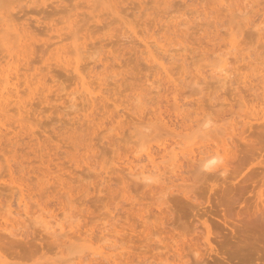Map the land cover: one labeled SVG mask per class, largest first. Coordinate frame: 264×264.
I'll list each match as a JSON object with an SVG mask.
<instances>
[{
	"label": "rangeland",
	"instance_id": "1",
	"mask_svg": "<svg viewBox=\"0 0 264 264\" xmlns=\"http://www.w3.org/2000/svg\"><path fill=\"white\" fill-rule=\"evenodd\" d=\"M3 11L31 48L0 34V71L19 90L0 111V264H264V120L246 106L264 83V0H0ZM223 140L227 168L201 167L198 152ZM163 145L153 170L146 153Z\"/></svg>",
	"mask_w": 264,
	"mask_h": 264
},
{
	"label": "bare ground",
	"instance_id": "2",
	"mask_svg": "<svg viewBox=\"0 0 264 264\" xmlns=\"http://www.w3.org/2000/svg\"><path fill=\"white\" fill-rule=\"evenodd\" d=\"M245 8V7H244ZM22 9V8H21ZM13 10V9H12ZM245 10V9H244ZM17 11V10H16ZM20 11V10H19ZM19 11H17V12H19ZM24 11V10H23ZM31 11V10H30ZM38 11V10H37ZM51 12V11H50ZM23 13V12H22ZM21 13V14H22ZM36 13V12H35ZM41 13V12H40ZM39 13V14H40ZM44 13V12H43ZM46 13V12H45ZM44 13V14H45ZM243 13V12H242ZM247 13V12H246ZM14 13H11L10 11H3V12H0V34L2 33V34H7V35H9V34H12L11 36H14V37H16V41H14V43L16 42L17 43V45L18 46H20L21 47V50H23V49H26L27 47V49L26 50H28L27 52H30L29 50V48H31L30 47V43H27L29 40H31V33H29L28 32V30H27V27L25 28V27H18V25H17V23L16 22H18V21H16L18 18H19V15H18V18H17V16H16V14H15V18H14V15H13ZM49 14V13H48ZM25 15V14H24ZM45 16V15H44ZM43 16V17H44ZM246 16V15H245ZM243 17H244V15H243ZM16 19V20H15ZM20 19V18H19ZM26 19H29V17L28 18H26ZM264 19V18H263ZM36 20V19H35ZM16 21V22H15ZM27 21V20H26ZM28 22V21H27ZM31 22H32V20H31ZM257 22V21H256ZM21 23V22H20ZM29 23V22H28ZM38 23H39V21H38ZM41 23V22H40ZM180 23V22H179ZM261 23V22H260ZM19 24V23H18ZM30 24V23H29ZM29 24H27V25H29ZM31 25V24H30ZM264 27V26H263ZM30 28V27H29ZM37 28V27H36ZM37 29H39V28H37ZM53 29V28H52ZM257 29H258V26H257ZM32 30V29H31ZM259 30V29H258ZM259 34V33H258ZM259 35H261V33L259 34ZM10 36V35H9ZM11 36H10V38H11ZM258 36V35H257ZM4 38V37H3ZM3 38H2V40H3ZM12 39V38H11ZM11 39H10V41H11ZM8 40V39H7ZM3 42V41H2ZM12 42V41H11ZM10 43V42H9ZM16 43H15V45H16ZM13 44V43H12ZM6 45V44H5ZM32 45V44H31ZM168 45V44H167ZM10 47V46H9ZM9 47H7V49H5V51H6V53H7V55L9 56L10 55V51L12 50V48H9ZM159 47V46H158ZM162 48V47H161ZM16 49V48H15ZM14 49V50H15ZM152 49V48H151ZM169 48H167L166 49V51L168 50ZM233 49V48H232ZM2 50V49H1ZM19 51V52H22V51ZM25 50V51H26ZM161 50V49H160ZM234 50V49H233ZM170 51V50H169ZM0 52H4V51H0ZM16 52V51H15ZM62 53V52H61ZM3 55H5L4 53H2ZM2 55V56H3ZM31 56V55H30ZM173 56V55H172ZM4 57V56H3ZM6 57V56H5ZM161 58V57H160ZM154 60H157V59H154ZM229 60V59H228ZM20 61H21V59H20ZM60 61H62V63H66V61L67 60H58V62H60ZM158 61V60H157ZM18 62V61H17ZM27 62V61H26ZM29 62V61H28ZM165 62V61H164ZM224 62H226V61H224ZM230 62H231V60H230ZM73 63V62H72ZM160 63V62H159ZM161 64V63H160ZM226 64H227V62H226ZM229 61H228V67H229ZM22 65V64H21ZM68 66L69 64H65V66ZM162 65V64H161ZM223 65H224V63H223ZM221 66L220 65V67L218 66L217 67V69H214V73H215V75H216V77H215V79H218V80H222L223 81V83H224V81H227V80H225V79H227L226 77H227V73H228V69H229V71H230V69L231 68H226L225 66ZM25 67H26V65H25ZM164 68V67H163ZM65 69H67L68 70V68H65ZM73 69H75V70H77V66H75V67H73ZM238 69V68H237ZM237 69H234V70H237ZM5 71H6V69H5ZM15 71L17 72V69H15ZM78 71V73H79V70H77ZM77 71H76V73H77ZM4 71L2 70V72L0 71V78H1V82H0V98L1 97H3L2 98V100H0V111H8V109H5V107L7 108V107H9V104L11 103L10 102V96H11V100H12V97L15 95L16 97H18L17 95V93H18V89H16V90H18V91H16L15 90V86L13 85L14 83H11V84H9L10 83V78H9V75L8 74H4L3 73ZM43 72V71H42ZM253 72V71H252ZM10 73V72H9ZM50 73V72H49ZM77 73V74H78ZM231 73V72H230ZM230 73H229V75H230ZM16 74V77L15 78H18V74L17 73H15ZM24 74V73H23ZM80 74V73H79ZM240 75H241V77L240 78H242V77H245V79H246V76H248L247 74H246V76H244L245 75V73H244V75H242L241 73H239ZM35 75V74H34ZM38 75V74H37ZM237 75V74H236ZM36 76V75H35ZM81 76V75H80ZM234 76V75H233ZM232 77V76H231ZM33 78H35V77H33ZM81 78V77H80ZM249 78V77H248ZM251 78V77H250ZM236 79V78H235ZM238 79V78H237ZM243 80V79H241V82L244 84H249V83H247V81L246 80ZM32 80V79H31ZM217 80V81H218ZM245 81V82H243V81ZM248 80V79H247ZM250 80V79H249ZM46 81V80H45ZM85 81V80H84ZM84 81H81V83L82 82H84ZM232 81V80H231ZM236 81V80H235ZM251 81V80H250ZM249 81V82H250ZM44 82V81H43ZM42 82V83H43ZM24 83H26L27 84V86H30L31 85V83H29V81L28 80H26V79H24ZM46 83V82H45ZM87 82H85V83H83L84 85L86 84ZM226 83V82H225ZM224 83V84H225ZM236 83V82H235ZM15 84H18V86L20 85L19 83H15ZM26 84H25V86H26ZM32 84H34V82L32 83ZM47 84V83H46ZM251 84H252V81H251ZM11 85H13L14 87H12V88H10V86ZM23 85V84H22ZM43 85H45V84H43ZM82 85V84H81ZM254 85V84H253ZM259 85V84H258ZM257 85V87H256V85H254V87H250V86H248L249 87V90L251 91H253L252 93L254 94V96H253V98H251L252 100L251 101H249L250 100V98H249V100L247 101L248 103H246V106H247V108H248V114L250 115V116H256V117H258V116H260V117H258V118H263V120H264V83H262L261 84V86H258ZM17 86V85H16ZM36 86V85H35ZM47 86V85H46ZM83 86V85H82ZM85 86H87V85H85ZM20 87V86H19ZM41 87V86H40ZM44 86H42L41 88H43ZM49 86H47V88H48ZM88 87V86H87ZM11 89V90H15L14 91V93H11L12 91H10V90H8V89ZM14 88V89H13ZM17 88V87H16ZM31 88V87H30ZM38 88H39V86H38ZM50 88V87H49ZM251 88V89H250ZM29 89V88H28ZM35 89V88H34ZM44 89V88H43ZM43 89H42V91H43ZM88 89V88H87ZM90 89H92V88H89V90ZM26 90V89H25ZM45 90V89H44ZM85 90V89H84ZM244 90H245V88H244ZM259 90H260V92H259ZM27 91V90H26ZM90 91H93V90H90ZM90 91H88V90H85V92H86V94H87V98H91L92 96H95V94L94 95H92L91 97L90 96H88V95H91V93H90ZM88 92V93H87ZM247 92V91H246ZM23 93H25L26 94V92H24L23 91ZM238 93H240V92H238ZM3 94H4V96H3ZM27 95V94H26ZM243 95V94H242ZM97 97V96H96ZM96 97H94V99L96 98ZM99 98V97H98ZM19 99H20V97H19ZM92 99H93V97H92ZM97 99V98H96ZM242 99V98H241ZM22 100V99H21ZM98 100V99H97ZM16 101V100H15ZM18 101V100H17ZM16 101V102H17ZM89 101H91L90 99H89ZM10 102V103H9ZM14 102V101H13ZM12 102V103H13ZM93 102H94V100H93ZM240 102V101H239ZM238 102V103H239ZM11 103V104H12ZM20 104V106H21V103L23 104V103H25V102H23V100H22V102L20 101L19 102ZM5 104V105H4ZM15 104V103H14ZM7 105V106H6ZM18 105V107H20ZM5 106V107H4ZM24 107H25V105H24ZM23 107V108H24ZM16 108V107H15ZM12 109L13 110H15L13 107H12ZM22 109V108H21ZM20 108H19V110H21ZM9 110H11V109H9ZM16 110H17V112H16ZM15 110V112L16 113H18V109H16ZM25 113V111H22L21 113H20V111H19V114H21L22 115V113ZM244 112V111H243ZM15 113V114H16ZM26 113H27V111H26ZM3 115H5V114H3ZM248 115V116H249ZM6 116H7V114H6ZM20 116V115H19ZM240 116V115H239ZM241 117V116H240ZM1 118V117H0ZM6 118H8V117H6ZM3 119H4V117H3ZM242 119V118H241ZM95 120V119H94ZM256 120H257V118H256ZM259 120V119H258ZM3 121V120H2ZM207 123L208 122H206V123H202V125H204V126H207ZM12 124V123H11ZM2 126H5V124L4 123H1V119H0V127H2ZM234 126V125H233ZM17 127V126H16ZM25 127H26V125H25ZM4 132V131H3ZM2 132V129L0 128V133H3ZM11 132H12V134H19V133H17L16 131H15V129H13V130H11ZM18 132H20V131H18ZM6 133V132H5ZM4 133V137H6L5 134ZM8 134H10L9 132H8ZM7 134V135H8ZM1 135V134H0ZM3 135V134H2ZM1 135V136H2ZM13 138H16V137H14L13 136ZM226 140V139H225ZM227 141V140H226ZM229 141V140H228ZM224 142V143H223ZM223 144L222 143H220L221 144V146H219L218 147V144H217V146L215 145L214 147H209V148H205V149H203L202 151H200V152H198V153H204L203 154V156L201 157V167H203V168H210V167H214V162L215 161H221L222 163H221V165H220V167H221V170L222 171H224L225 170V168H227L226 166H227V158L229 159V158H231V156H232V152H233V150H231L232 149V147L230 148L229 147V144H230V142H229V144H228V142H225L224 140H223ZM162 144V143H161ZM177 144V143H176ZM171 145V144H170ZM169 146V145H168ZM209 146V145H208ZM211 146V145H210ZM204 147H206V146H204ZM170 148H172V146L170 147ZM170 148L168 149L167 148V145H163V147H162V149H156L155 151H152V149L150 150V151H147V153H146V157H145V159H147V160H149V162L151 163V167L150 168H152L153 170L154 169H159V166L160 165H162L163 163H165V162H163V160L161 161V162H158V163H160V165H158L156 162H155V155H158V157L159 158H163L164 156H165V154H169L170 153V151L169 152H167L168 150H170ZM200 148V147H199ZM199 151V150H198ZM189 152H191L192 153V151H190L189 150ZM194 152V151H193ZM219 152H220V154H219ZM222 152V153H221ZM47 153V152H46ZM201 154V155H202ZM45 156V155H44ZM157 157V156H156ZM157 157V158H158ZM175 157V155H173V158ZM172 158V159H173ZM176 158H177V156H176ZM176 158H174V160L176 159ZM54 159V158H53ZM178 159V158H177ZM176 159V160H177ZM38 160V159H37ZM143 160V159H142ZM141 161V160H140ZM179 161V160H178ZM38 162V161H37ZM163 162V163H162ZM137 163V162H136ZM141 165V162L139 163L138 162V164H137V166H139L140 168H143V166L141 167L140 165ZM11 165V164H10ZM145 166V165H144ZM149 166H150V164H149ZM8 167H9V165H8ZM91 167V166H90ZM130 167V165L128 166V168ZM132 167V166H131ZM131 167H130V169H131ZM133 167H135L136 168V164L133 166ZM132 167V169L133 170H135V168H133ZM138 167V168H139ZM17 168V167H16ZM22 168V167H21ZM37 168H39V167H37ZM64 168V167H63ZM145 168V167H144ZM10 169V168H9ZM137 169V168H136ZM146 169V168H145ZM145 169H142L141 171H140V169H139V171H137V173H136V171H134V172H132L131 171V173H135V175H140V173L141 174H144L145 173ZM147 169L149 170V167L147 166ZM151 169V170H152ZM211 169V168H210ZM6 170H7V168H6ZM59 170H61V169H59ZM147 170V171H148ZM150 170V171H151ZM8 171V173H9V170H7ZM10 171H13L12 169H10ZM146 171V176L148 175V172ZM28 172V171H27ZM44 172H45V174H44ZM43 173L41 172V174H44V175H47L48 176V174L49 173H52L51 171H48V173H47V171H44ZM139 172V173H138ZM152 172V171H151ZM150 172V173H151ZM173 172V171H172ZM30 173V172H29ZM32 173H35L34 171L32 172ZM53 173H55V172H53ZM149 173V174H150ZM157 173V172H156ZM162 173V175H158L157 174V176H155V177H153V176H151V177H153V178H155V180L154 181H156V182H158V180H160V181H163V179L162 178H159V177H164V175L163 174H165V171H164V173L163 172H161ZM9 174H11V173H9ZM9 174H8V178H9ZM154 174V173H153ZM160 174V173H159ZM13 175V174H12ZM43 175V176H44ZM59 175V174H58ZM62 175V174H61ZM42 176V175H41ZM159 176V177H158ZM11 177V176H10ZM15 177V176H14ZM151 177H144L145 179H149V178H151ZM156 177H157V179H156ZM12 178V177H11ZM16 178L18 179V177L16 176ZM16 178L15 179H11V181H9L8 183H10V182H13L19 189H17V190H20L21 192H22V188H24V187H22V182H21V179L20 180H16ZM166 178V177H165ZM23 179V178H22ZM59 179V178H58ZM10 180V179H9ZM55 180V179H54ZM5 181V180H4ZM25 181V180H24ZM52 182V181H51ZM13 183L11 184V185H13ZM9 184V185H10ZM23 184H26V183H24L23 182ZM30 184V183H29ZM14 185V186H15ZM56 185V184H55ZM64 185V184H63ZM16 186H15V188H16ZM25 187H26V185H24ZM65 186V185H64ZM29 186H28V184H27V188H28ZM58 187H59V185H58ZM66 187V186H65ZM26 188V189H27ZM26 189H24V191L26 190ZM59 189V188H58ZM62 189V188H61ZM28 190V189H27ZM27 190L25 191V193H27ZM30 190V189H29ZM24 191H23V193L22 194H24ZM13 192H15V191H13ZM20 192V193H21ZM19 193V192H18ZM20 193H19V197L22 199V197H24L23 195H20ZM65 193V192H64ZM31 193L29 192V195H28V193H27V196H26V194H25V196H26V198L27 199H30L31 197V195H30ZM17 195V194H16ZM261 196V195H260ZM18 197V200H20V198ZM25 197H24V199H22L23 201H25V199H26ZM16 199H17V197H16ZM21 201V200H20ZM19 201V204L21 203V204H23V202H20ZM31 201V200H30ZM26 202H28V200H26ZM26 202H25V204H26ZM27 205V204H26ZM24 209H25V207H24ZM18 210V209H17ZM25 211H26V209H25ZM62 211V210H61ZM63 211H64V209H63ZM62 211V212H63ZM48 212V211H47ZM65 212V211H64ZM26 213H27V211H26ZM29 213V212H28ZM50 214V213H49ZM52 214V213H51ZM51 214H50V216H51ZM54 216L56 215V213L55 214H53ZM6 216V215H5ZM10 216V215H9ZM54 216H52V217H54ZM51 217V218H52ZM5 218V217H4ZM7 218V220H5V221H7V222H9V224H11V225H13V221H9V219H8V217H6ZM5 218V219H6ZM48 218V217H47ZM51 218H49V219H51ZM13 219H14V217H13ZM45 219V218H44ZM46 220V219H45ZM44 220V221H45ZM52 220V219H51ZM57 220H58V218H57ZM47 222V221H46ZM57 222V221H56ZM52 223V222H51ZM4 224V223H3ZM5 224H7V223H5ZM5 224L4 225H2V226H5ZM17 224V223H16ZM45 224V223H44ZM62 224V223H61ZM48 225V222H47V224L46 225H44V227H47L46 229H48L49 231L51 230V229H53V226L52 225H55V223H53V224H51L50 225V222H49V225ZM56 225H59V223H56ZM56 225H55V227H56ZM8 226H10V225H8L7 224V226H5L4 227V229H5V231L7 230V228H8ZM59 226H61V225H59ZM62 228H64L63 226H61ZM1 229H3V227H0ZM61 228V229H62ZM3 229V230H4ZM11 229H12V227H11ZM55 229V228H54ZM56 230H58V227H56ZM4 231V232H5ZM14 231V230H13ZM54 232H55V230H53ZM53 231H52V233H53ZM51 232V231H50ZM8 233H9V231H8ZM208 235H209V230H208V227H207V234L204 236H202L201 238H202V242H204L203 244H205V245H207V244H209V246H210V242H209V239L210 238H208ZM171 241H172V243H179V241L177 240V239H175V238H171ZM115 242V241H114ZM204 245V246H205ZM175 246V245H174ZM212 246V245H211ZM110 251H112V250H110ZM176 251L178 252L179 251V249L178 248H176ZM100 252H104V251H100ZM195 252H196V250H195ZM95 256V255H94ZM114 256V255H113ZM175 256V255H174ZM178 256H179V254H178ZM84 257V256H83ZM103 257V256H102ZM102 257H101V260L103 261V259L105 258V257H103V259H102ZM112 257V256H111ZM82 258V257H81ZM107 258V257H106ZM108 259V258H107ZM113 259V258H112ZM115 259V258H114ZM83 260V259H82ZM100 260V261H101ZM81 261V260H80ZM85 261V260H84ZM93 261V260H92ZM105 261H107V263H108V260H105ZM104 261V263H106ZM109 261H110V258H109ZM81 262H83V261H81ZM114 262H117L116 264H118V261H116V259L114 260ZM93 263H94V261H93ZM103 263V262H102ZM109 263H112V262H109ZM108 263V264H109ZM79 264H81V263H79ZM98 264H99V262H98ZM100 264H101V262H100Z\"/></svg>",
	"mask_w": 264,
	"mask_h": 264
}]
</instances>
